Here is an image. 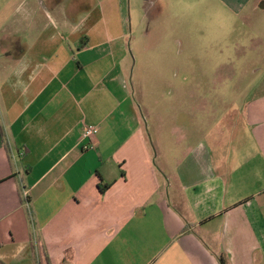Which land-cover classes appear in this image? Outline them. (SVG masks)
<instances>
[{
  "label": "crops",
  "instance_id": "crops-1",
  "mask_svg": "<svg viewBox=\"0 0 264 264\" xmlns=\"http://www.w3.org/2000/svg\"><path fill=\"white\" fill-rule=\"evenodd\" d=\"M93 15L0 35V264H264V94L217 120L211 147L158 167L127 34Z\"/></svg>",
  "mask_w": 264,
  "mask_h": 264
},
{
  "label": "rangeland",
  "instance_id": "rangeland-1",
  "mask_svg": "<svg viewBox=\"0 0 264 264\" xmlns=\"http://www.w3.org/2000/svg\"><path fill=\"white\" fill-rule=\"evenodd\" d=\"M25 2L34 9H24ZM90 10L105 18L110 39L127 34L126 85L150 125L158 167L174 170L182 151L200 140L211 147L217 120L264 94L260 7L236 11L225 0H0V35L19 34L16 20L81 19ZM182 131L188 137L181 139Z\"/></svg>",
  "mask_w": 264,
  "mask_h": 264
},
{
  "label": "built area",
  "instance_id": "built-area-1",
  "mask_svg": "<svg viewBox=\"0 0 264 264\" xmlns=\"http://www.w3.org/2000/svg\"><path fill=\"white\" fill-rule=\"evenodd\" d=\"M99 131V128L96 126H87L85 128V131L83 133V140H93ZM84 151L95 149V146L93 144H85L83 147Z\"/></svg>",
  "mask_w": 264,
  "mask_h": 264
},
{
  "label": "trees",
  "instance_id": "trees-1",
  "mask_svg": "<svg viewBox=\"0 0 264 264\" xmlns=\"http://www.w3.org/2000/svg\"><path fill=\"white\" fill-rule=\"evenodd\" d=\"M108 188H109V185H100V189L102 193H105Z\"/></svg>",
  "mask_w": 264,
  "mask_h": 264
}]
</instances>
